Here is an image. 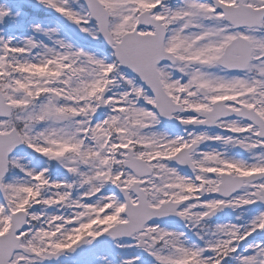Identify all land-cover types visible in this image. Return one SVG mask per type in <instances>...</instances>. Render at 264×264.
Returning <instances> with one entry per match:
<instances>
[{
  "label": "snow or ice",
  "instance_id": "1",
  "mask_svg": "<svg viewBox=\"0 0 264 264\" xmlns=\"http://www.w3.org/2000/svg\"><path fill=\"white\" fill-rule=\"evenodd\" d=\"M0 264H264V0H0Z\"/></svg>",
  "mask_w": 264,
  "mask_h": 264
}]
</instances>
